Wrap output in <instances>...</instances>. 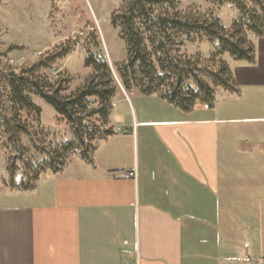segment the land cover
Returning <instances> with one entry per match:
<instances>
[{
    "label": "crops",
    "instance_id": "obj_1",
    "mask_svg": "<svg viewBox=\"0 0 264 264\" xmlns=\"http://www.w3.org/2000/svg\"><path fill=\"white\" fill-rule=\"evenodd\" d=\"M256 46V64L232 66L239 91L212 108L144 117L131 105L144 94L122 88L92 161L0 203V264H264V37Z\"/></svg>",
    "mask_w": 264,
    "mask_h": 264
},
{
    "label": "trees",
    "instance_id": "obj_2",
    "mask_svg": "<svg viewBox=\"0 0 264 264\" xmlns=\"http://www.w3.org/2000/svg\"><path fill=\"white\" fill-rule=\"evenodd\" d=\"M206 1L215 8H236L238 15L233 25L225 26L217 13H203L195 8L183 10L181 0H123L112 23L126 44L127 61L116 66V79L103 53H89L86 65L92 69V75L70 96H64L67 88L62 81L53 83L40 73L66 57L70 49L30 67L10 70L5 76V106L0 107V144L6 152L14 151L19 159L14 161L7 155L11 164L7 170L16 173L19 168L13 162H19L21 169L29 163L34 165L32 153L43 157V162L49 161L52 173L66 164L64 161L57 168L61 150L66 158L70 152H77L81 158L92 161L100 141L115 132L109 126L112 104L123 95L122 88L144 95L158 94L184 111L197 104L214 107L217 89L238 92L227 55L234 62L257 63L256 39L264 37V0ZM203 41L215 46L206 64L184 51L188 43ZM33 95L41 97L67 121L73 132L72 142L60 148H45L42 142L50 136V130L42 121V109ZM92 98L98 101L95 108L91 106ZM25 141L29 146H24ZM39 178L40 174L35 179Z\"/></svg>",
    "mask_w": 264,
    "mask_h": 264
},
{
    "label": "rangeland",
    "instance_id": "obj_3",
    "mask_svg": "<svg viewBox=\"0 0 264 264\" xmlns=\"http://www.w3.org/2000/svg\"><path fill=\"white\" fill-rule=\"evenodd\" d=\"M122 5L123 0H0V102L8 91L5 76L10 70L30 67L63 49L71 51L53 67L41 69L40 73L53 83L62 81L63 87L67 88L64 96L81 89L92 75V69L86 65L89 53L95 56L103 53L117 79L116 66L127 61V50L119 29L112 23V16ZM181 8L217 13L228 27L233 25L238 15L236 8L229 5L215 8L206 0H181ZM214 50V44L209 41L188 43L184 48L187 56L194 59L200 57L203 64L211 58ZM227 57L233 66L234 59L229 55ZM228 92L217 89L215 104L222 101ZM138 96H131V105L135 110L143 107L144 117H153L162 105L170 103L158 94L144 95L140 102L136 99ZM33 100L41 107L42 121L50 130V136L42 142L45 148L50 145L60 148L72 142L73 132L67 121L41 97L33 95ZM91 100V106L97 107L98 101L95 98ZM2 106H5L4 103L0 104ZM138 115L141 116L139 111ZM109 126L114 128V122H110ZM23 144L29 146L27 141ZM32 154L34 165L29 163L25 169H21L19 162L11 160L19 168L13 174L7 170L11 166L7 155L14 161H18L19 156H15L12 150L6 152L0 144V203L28 201V191H34L38 182L35 178L39 174L41 179L52 173L49 161L43 162V157ZM65 154L59 151L57 168L66 161L67 169H72L80 156L77 152H70L66 158ZM58 172L56 176H60ZM226 254L231 252L226 251ZM233 257L226 255L225 264H244L239 261V256Z\"/></svg>",
    "mask_w": 264,
    "mask_h": 264
},
{
    "label": "built area",
    "instance_id": "obj_4",
    "mask_svg": "<svg viewBox=\"0 0 264 264\" xmlns=\"http://www.w3.org/2000/svg\"><path fill=\"white\" fill-rule=\"evenodd\" d=\"M112 105H114V103H113ZM126 176H128V177H132V178H136V177H137V173H136V171L134 170V171H132V172L127 173Z\"/></svg>",
    "mask_w": 264,
    "mask_h": 264
}]
</instances>
